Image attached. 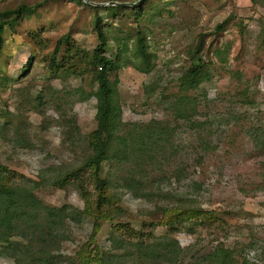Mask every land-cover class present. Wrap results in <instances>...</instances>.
I'll list each match as a JSON object with an SVG mask.
<instances>
[{
	"label": "rangeland",
	"instance_id": "rangeland-1",
	"mask_svg": "<svg viewBox=\"0 0 264 264\" xmlns=\"http://www.w3.org/2000/svg\"><path fill=\"white\" fill-rule=\"evenodd\" d=\"M20 9L18 25L6 28L0 56V167L18 184L39 183L38 198L68 206L70 215L55 241L43 230L35 237L28 228L19 230L14 240L23 243L22 251L0 253V264H18L16 258L20 264H88L98 249L103 264H210L219 245L239 255V264H264V7L250 0H146L141 28L128 14L101 13L110 36L106 55L121 56L123 64L110 76L122 121L160 122L172 132L153 160L147 155L114 169L105 164L103 176L117 196L109 215L114 207L121 211L104 219L96 217V179L85 168L97 128L98 85L72 57L91 55L98 45L93 11L77 0H0V21ZM229 18L233 22L217 33ZM202 34L207 77L186 94L180 81ZM139 39L148 45L150 72L137 52ZM144 170L149 182L140 190L147 193L135 195L124 178L132 171L144 176ZM68 174L72 184L53 185ZM182 207L204 218L209 212L216 223L175 222ZM75 211L86 213L74 220ZM117 225L155 237L160 259L132 261L126 249L117 250L111 242Z\"/></svg>",
	"mask_w": 264,
	"mask_h": 264
},
{
	"label": "trees",
	"instance_id": "trees-1",
	"mask_svg": "<svg viewBox=\"0 0 264 264\" xmlns=\"http://www.w3.org/2000/svg\"><path fill=\"white\" fill-rule=\"evenodd\" d=\"M76 1V0H74ZM82 5L89 7L94 14V29L98 39V45L91 55L87 52H78L73 58L77 57V62H83L88 67L89 71H92V77L96 81L98 88L94 93V97L97 99V128L90 135L89 143L92 150V155L85 162V168L91 171L96 179L97 184V206L98 213L96 217L106 218L112 216L113 218L118 216L120 209L114 207L115 215H109L113 204L117 203V196L114 194L112 184L110 185V179L104 178L105 164H109L111 169H114L120 164L131 162L137 158H145L147 155L152 160L154 157L163 151L164 147L170 142L172 137L171 129L168 126L162 125L160 122H152L147 125L138 124H126L122 121L121 108L118 101L117 82H113L110 78L112 73L117 72L122 67L121 56L118 59H111L106 55V48L110 41L108 33V25L104 23L101 13L107 12L108 15H114L116 17L119 13L128 14V17L132 19L136 26L140 27V21L144 19V6L146 0H144L138 7H118L110 6L107 8L92 7L85 4L83 0H77ZM94 3H103L100 0H89ZM139 0L122 1V0H105L104 2H118V3H131L135 4ZM255 6H263L264 0H250ZM25 9V8H23ZM13 12V16H8L7 19L0 21V56L3 54L5 47L4 34L7 27L14 29L23 15L24 10ZM130 13V16H129ZM233 21L229 19L225 20L222 24L216 27L217 33H223V31ZM141 28V27H140ZM137 31V33H139ZM205 36L202 34L198 41V45L195 50V56L192 59V66L184 74L180 81V88L183 92L189 93L190 91L197 90L204 79L207 77L206 64L203 61L202 53L204 52ZM117 44L121 45V40L117 39ZM127 45V44H125ZM126 47V46H125ZM137 52L140 55V59L144 67L145 72H150V54L148 53V45L144 40L139 39L136 46ZM127 51V48L125 49ZM62 52V47L58 46L54 55L59 56ZM57 58H54V67ZM31 64V62H29ZM71 70L73 66L70 67ZM148 68V69H147ZM183 98V103H190L191 98L186 96ZM187 105V104H186ZM183 114L188 112L183 111ZM208 150V148H207ZM156 161V160H155ZM153 165V164H152ZM144 176H137V172L132 171L124 178L128 188L135 194L147 193L142 189L145 185L142 182H149V178L146 177V170H144ZM72 174H68L65 177L64 182H55L53 185L64 189L68 185L72 184ZM13 175L0 167V253H15L21 252L20 249L23 243L17 242L14 239L18 236L19 230L28 228L34 232V237L38 236L39 230L46 231L44 234L47 239H57L58 227L64 225V221L70 214H68V206L56 208L46 205L41 201L37 194L36 189L39 188L37 182H26L24 184H18L15 182ZM84 198L87 199V194L83 189ZM146 196L145 194H143ZM90 208V207H89ZM109 210V211H106ZM89 212V210H88ZM107 214H106V213ZM86 212H72L71 215H75L74 220L82 217ZM202 211L193 210L190 207H182L177 209L174 216L175 222L185 224L191 223L193 226L198 227H211L216 223L217 217L207 213L206 218L202 217ZM78 217V218H77ZM222 220V219H220ZM173 221V220H172ZM170 221L168 232L173 222ZM122 225V224H120ZM178 231V230H177ZM21 236V234H19ZM118 236V237H116ZM152 235H147L143 230H134L128 226L118 227L111 234V242L118 250L126 249L131 257V260L137 261H155L160 259L161 253L159 247H155L153 244L154 238H150ZM42 236V240L45 238ZM134 247L136 251H134ZM102 249L96 251V255L88 264H103ZM239 256V255H237ZM234 255V252L224 245L216 246L212 253L208 256V262L210 264H239V258ZM18 264L19 261L16 258ZM246 263V259L243 260ZM93 262V263H92ZM33 264V263H30ZM45 264H51L50 259L45 260Z\"/></svg>",
	"mask_w": 264,
	"mask_h": 264
},
{
	"label": "water",
	"instance_id": "water-1",
	"mask_svg": "<svg viewBox=\"0 0 264 264\" xmlns=\"http://www.w3.org/2000/svg\"><path fill=\"white\" fill-rule=\"evenodd\" d=\"M83 1L86 4L92 5V6H95V7H110V6H118V7H123V6H127V7H138L144 0H139L135 4H131V3H118V2H109V3L96 4V3L90 2L89 0H83Z\"/></svg>",
	"mask_w": 264,
	"mask_h": 264
}]
</instances>
